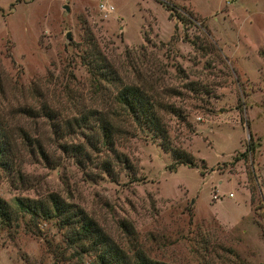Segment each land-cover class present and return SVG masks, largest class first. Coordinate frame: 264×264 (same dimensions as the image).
<instances>
[{
  "label": "rangeland",
  "instance_id": "374dc122",
  "mask_svg": "<svg viewBox=\"0 0 264 264\" xmlns=\"http://www.w3.org/2000/svg\"><path fill=\"white\" fill-rule=\"evenodd\" d=\"M160 1L175 7L158 0H0V117L39 138L54 158L25 157L28 180L0 170V196L56 191L127 253L140 248L170 264H264V0ZM92 46L123 82L140 75L171 93L183 118L163 119L171 144L193 165L178 163L140 131L115 139L126 163L114 160L98 131H66L73 116L115 108L114 85L95 91L83 63ZM32 98L48 102L63 125L61 141L81 144L82 153L57 149L46 119L14 112L24 103L38 106ZM249 143L254 150L245 152ZM36 222L0 228V264L76 260L51 221Z\"/></svg>",
  "mask_w": 264,
  "mask_h": 264
},
{
  "label": "trees",
  "instance_id": "16d2710c",
  "mask_svg": "<svg viewBox=\"0 0 264 264\" xmlns=\"http://www.w3.org/2000/svg\"><path fill=\"white\" fill-rule=\"evenodd\" d=\"M158 1L167 9L175 7L170 3ZM83 63L87 67L95 91L101 89L102 83L114 85L112 100L115 108L103 112L89 109L78 117L73 116L65 120L64 126L68 133L75 131L74 126L98 131L102 138L101 144L113 154L114 160L126 163L127 157L117 152L114 146L115 139L122 135H135V131H140L151 139L158 140L159 145L170 151L178 163L194 164L190 154L171 144L163 114L169 113L183 118V112L169 102V93L162 89L157 90L152 80L140 75L136 76L135 81L123 82L117 70L95 46L83 56ZM32 100L37 101L39 105L24 103L16 107L14 112L23 117L46 119L52 128V143L57 149L72 155L82 153L81 144L61 141L66 136L61 129L63 125L56 119L57 112L48 102L39 98ZM86 142L95 148L90 136L86 138ZM252 150L254 146L249 143L245 152ZM245 152L243 153L246 154ZM37 154H40L45 162L54 161L39 138L30 136L23 128L11 125L0 117V170L7 175L12 174L18 180H28L24 172V163L28 161L25 157L33 159ZM85 157V160L89 159L87 155ZM103 167L110 169L111 160L103 161ZM39 219L51 221L57 230L62 232L65 247L74 250L71 255L75 256L76 260L69 264H170L150 258L140 248H134L127 253L83 208L66 200L56 191H48L36 197L14 196L11 200L0 196V228H16L20 223L30 227V223L35 224ZM85 255L91 256L87 262L83 260Z\"/></svg>",
  "mask_w": 264,
  "mask_h": 264
},
{
  "label": "water",
  "instance_id": "95a60500",
  "mask_svg": "<svg viewBox=\"0 0 264 264\" xmlns=\"http://www.w3.org/2000/svg\"><path fill=\"white\" fill-rule=\"evenodd\" d=\"M65 8H66V6H65ZM66 37L70 38V32L69 31L66 33Z\"/></svg>",
  "mask_w": 264,
  "mask_h": 264
},
{
  "label": "built area",
  "instance_id": "2783aa9c",
  "mask_svg": "<svg viewBox=\"0 0 264 264\" xmlns=\"http://www.w3.org/2000/svg\"><path fill=\"white\" fill-rule=\"evenodd\" d=\"M101 6H102V7H104V5H103V4H101ZM108 9H110V10H111V9H112V6H110V5H109V6H108Z\"/></svg>",
  "mask_w": 264,
  "mask_h": 264
}]
</instances>
